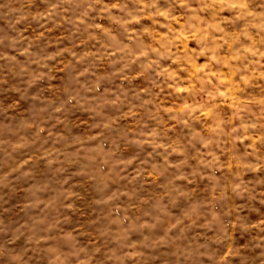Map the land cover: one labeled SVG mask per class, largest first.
I'll return each mask as SVG.
<instances>
[{"label": "rangeland", "instance_id": "obj_1", "mask_svg": "<svg viewBox=\"0 0 264 264\" xmlns=\"http://www.w3.org/2000/svg\"><path fill=\"white\" fill-rule=\"evenodd\" d=\"M227 4L264 14L0 0V264H264V15Z\"/></svg>", "mask_w": 264, "mask_h": 264}, {"label": "clouds", "instance_id": "obj_2", "mask_svg": "<svg viewBox=\"0 0 264 264\" xmlns=\"http://www.w3.org/2000/svg\"><path fill=\"white\" fill-rule=\"evenodd\" d=\"M244 8V15H248V16H257V15H264V14H258L256 13L254 10H251V9H246L245 6L243 5H236V4H227V5H222V8ZM161 14H164V13H161ZM238 15L240 13H237ZM200 114L201 115H205L206 112L204 109H200Z\"/></svg>", "mask_w": 264, "mask_h": 264}]
</instances>
